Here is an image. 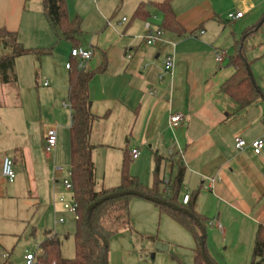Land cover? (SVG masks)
Instances as JSON below:
<instances>
[{
	"label": "crops",
	"instance_id": "1",
	"mask_svg": "<svg viewBox=\"0 0 264 264\" xmlns=\"http://www.w3.org/2000/svg\"><path fill=\"white\" fill-rule=\"evenodd\" d=\"M163 1L66 0L69 17H78L83 31L79 40L72 41L58 40L43 13L42 0H0V28L16 32L25 48L52 49L51 55L40 58H17L15 69L21 58L30 57L38 70L41 64L46 68L54 62L52 71L43 74L45 93L51 97L48 122H41L35 140L27 127L29 138L25 141L0 144V196L4 194L3 182H8L2 175L3 160L11 156L16 174L29 180L37 198L41 197L38 183L46 184L53 203L63 193L60 184L64 186L62 176L68 171L61 167L62 172L57 173L54 168L59 141L48 156L44 138L54 129L59 140L64 129L70 142L67 64L72 60L80 64L72 59L71 51L83 47L93 51L84 63L86 70L94 72L105 65L88 89L96 117L90 140L95 146L97 188L119 185L123 159L133 150H138L139 156L131 163V173L146 187L155 182L157 159L159 177L165 184L176 175V161L180 160L185 173L183 193L177 200L183 203L188 194L197 213L206 218L209 257L217 264H252L256 234L264 226V150L260 155L250 146L238 150L234 139L240 136L248 143L264 139V99L241 109L221 86L235 73L232 59L240 54L246 37L243 55L264 91V24L245 36L264 17V0H172L179 26L163 30V43L147 45L143 40L145 23L153 30L161 28L163 13L155 3ZM141 4H145L146 14L135 17ZM239 12L241 18L229 19ZM117 13L123 15L121 20L118 16L113 20ZM219 51L227 54L221 64L216 60ZM168 55L174 57V68L165 75ZM13 93L14 104L19 106V93ZM173 114L184 117L176 127L169 122ZM66 136H62L65 141ZM19 185L12 182L8 191L14 195L11 190ZM165 190L161 187L163 193ZM129 215L130 228L108 240V264H195V239L155 203L133 198ZM56 223L64 224V220ZM158 243L168 245V251L158 250Z\"/></svg>",
	"mask_w": 264,
	"mask_h": 264
},
{
	"label": "trees",
	"instance_id": "2",
	"mask_svg": "<svg viewBox=\"0 0 264 264\" xmlns=\"http://www.w3.org/2000/svg\"><path fill=\"white\" fill-rule=\"evenodd\" d=\"M43 13L50 26L56 32L58 40L65 38L77 41L81 38V20L77 17L71 19L67 11L66 0H42ZM172 0H164L155 3V6L163 13V24L161 29L178 27L171 6ZM145 4L139 5L135 17H144ZM257 27V26H256ZM255 27V28H256ZM255 28L247 31L248 34L255 33ZM246 37L241 41V52L232 59L236 68L235 73L221 86L223 93L236 101L241 109H247L261 99H264V91L257 85L250 69L249 62L244 57ZM0 47L8 50L6 54H0V80L4 85L17 82L15 74V61L24 56L51 55L52 49H28L18 40L16 32L0 28ZM105 65L97 71H88L78 67L75 60L71 61L68 79V103L71 110L72 122L70 126V160L72 198L77 204L76 231L74 233L75 257L65 258L62 255V239L53 231L45 232L44 239L39 245V253L36 256L35 264H103L102 254L104 245L101 237L107 241L121 230L130 228V201L131 196H124L109 200L96 207L89 213V207L96 201L107 195L136 190L152 197L163 199L169 203L186 208L196 219L189 215L175 211L165 205L156 204L163 212L170 215L175 221L185 227L193 236L196 242L194 249L195 264H206L202 255V246L206 249V235L203 236L197 223L200 222L205 228L206 218L195 209V204L188 202L183 204L177 200L183 193L184 168L181 161L177 160V173L164 183L159 177L160 159L156 161L154 171V184L152 187L144 186L136 176L131 173L132 154H125L120 168V183L116 188H97L95 164L93 151L95 146L91 143L90 137L93 123L96 117L91 112V101L89 99V83L96 73L103 72ZM165 187V192L161 191ZM197 220V221H196ZM209 257V255H208ZM210 258V257H209ZM211 259V258H210ZM213 264H217L211 259ZM264 261V226H260L252 250V264ZM179 262V260H178ZM104 264L107 262V249L105 251ZM179 264H182L179 262Z\"/></svg>",
	"mask_w": 264,
	"mask_h": 264
},
{
	"label": "rangeland",
	"instance_id": "3",
	"mask_svg": "<svg viewBox=\"0 0 264 264\" xmlns=\"http://www.w3.org/2000/svg\"><path fill=\"white\" fill-rule=\"evenodd\" d=\"M117 16L120 20L123 18V15L117 13L114 15L113 20ZM6 53H8V50L0 47V54ZM30 59V57H27L17 61L15 74L17 75L18 83L14 82L4 86L0 80L1 145L12 146L15 143L25 141L26 138H29L27 127L32 129L35 140L38 137V133H40L41 122H48V108L51 104V97L45 93L47 88L43 87V83L46 81L43 78V74L44 71H52L54 62L46 65V68L45 66L43 68L41 64V68L38 70L39 68L35 61ZM36 70L39 73L37 77L35 74ZM14 91L19 93V106L14 104L16 102ZM65 101L68 105V99ZM5 104L6 107L4 106ZM7 124L11 127L9 131L5 128ZM65 131L64 129L62 130L59 140H57V142L59 141L60 154L57 157L54 168L63 167L66 171H69L71 169L70 142L69 139L67 140ZM62 136H66V141L65 139L63 140ZM66 177L67 174L63 175L62 180ZM17 180H20V182ZM13 182L20 183L19 186L14 187V190H11L14 195L8 191L9 187L12 186V182L4 181L2 184L4 194L0 196V264H25L24 258L28 253L37 256L39 245L44 238L46 230H52L62 238V255L74 258L76 215L70 213L67 209L65 210L66 203H73L72 193L65 190V186L61 183L60 190L63 193H60L55 201L57 203L56 209L53 199L50 200L45 183H38L41 197L37 198L38 196H35L32 184L26 177L20 178L16 174ZM61 219L64 220V224L57 225L56 222ZM2 254L9 255L8 259H3Z\"/></svg>",
	"mask_w": 264,
	"mask_h": 264
},
{
	"label": "built area",
	"instance_id": "4",
	"mask_svg": "<svg viewBox=\"0 0 264 264\" xmlns=\"http://www.w3.org/2000/svg\"><path fill=\"white\" fill-rule=\"evenodd\" d=\"M242 17V13H236V14H231L229 15V19L231 20H235V19H239ZM125 21V19L123 20ZM145 34L143 36V40L147 45H157V44H161L163 43L162 41V36H163V30L161 28H158L156 30H153L151 27V24L149 22L145 23ZM203 33V31H201ZM226 52L223 51H219L216 53V60L219 64L223 63V61L226 58ZM93 56V51L90 49H85L83 47H75L73 48V50L71 51V57L72 59H76L80 62V64H78V67L80 68H84V63L89 61ZM71 68V63L67 64V69ZM174 68V57L171 55H168L165 58L164 61V74L168 75L171 74ZM160 80L162 79V76L159 77ZM184 121V117L181 114H173L170 116V125L171 127H176L177 125H179L180 123H182ZM234 143H235V147L238 150H243L245 149L247 146H250L253 150V153L255 155H260L262 153V151L264 150V139H258L255 140L251 143H248L245 139H243L240 136L235 137L234 139ZM57 146V132L54 129H51L47 132L45 138H44V151L46 153V155L51 156L56 149ZM132 154V158L137 159L139 156V152L138 150H133L131 152ZM169 155L172 157L173 153L170 151ZM14 160L6 157L3 160V166H2V175L3 177L8 181V182H13L16 174H15V170H14ZM57 173H61L62 172V168L61 167H56L55 168ZM71 179V171L69 170L67 172V177L63 180V184L65 186V188L70 191L72 193V184L70 182ZM190 200V196L188 194H185L183 197V204H187ZM65 209H67L70 213L76 215V211H77V204L73 201L72 204L66 203L65 204ZM60 222H63V220L61 219ZM2 258L3 259H7L8 255L7 254H2ZM36 256L34 254L28 253L25 256V263L26 264H35L36 263Z\"/></svg>",
	"mask_w": 264,
	"mask_h": 264
},
{
	"label": "water",
	"instance_id": "5",
	"mask_svg": "<svg viewBox=\"0 0 264 264\" xmlns=\"http://www.w3.org/2000/svg\"><path fill=\"white\" fill-rule=\"evenodd\" d=\"M263 24H264V17L258 23V25L255 28V30H258ZM124 196H131V197L141 198V199L148 200V201H151V202L156 203V204L165 205V206H167V207H169V208H171V209H173L175 211H179V212L185 213V214L189 215L190 217L196 219L195 216L193 214H191L184 207H180L178 205L169 203V202H167V201H165L163 199H160V198H157V197H152V196H150L148 194H145V193H142V192L136 191V190L121 191V192H116V193L107 195L106 197L94 202L89 207L88 211H89V213H91L96 207H98L99 205L103 204L104 202L109 201V200H113V199H117V198H120V197H124ZM197 223H198V225H199V227L201 229V232H202L203 236H205L206 235L205 228L202 226V224L200 222L197 221ZM101 239H102V242H103V245H104V252L102 254V261H103V264H104L105 251H106L107 246H108V241H107V239L105 237H101ZM156 248L158 250H160V251H168L169 246L165 245L163 243H158L156 245ZM202 255H203V258H204V261L206 262V264H213L211 259L206 254L204 246H202ZM257 264H261V262H259Z\"/></svg>",
	"mask_w": 264,
	"mask_h": 264
}]
</instances>
